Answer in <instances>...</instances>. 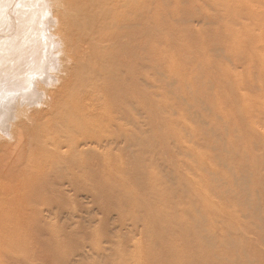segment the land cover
Wrapping results in <instances>:
<instances>
[{
  "label": "rangeland",
  "instance_id": "374dc122",
  "mask_svg": "<svg viewBox=\"0 0 264 264\" xmlns=\"http://www.w3.org/2000/svg\"><path fill=\"white\" fill-rule=\"evenodd\" d=\"M136 10L124 61L106 56L107 91L116 94L120 74L126 101L111 126L125 140L109 164L77 171L75 187L68 171L55 184L45 160L62 132L50 118L32 121L31 164L13 165L0 185L9 198L0 264H264V0H155ZM26 66L11 74L49 88L50 67L30 75Z\"/></svg>",
  "mask_w": 264,
  "mask_h": 264
},
{
  "label": "bare ground",
  "instance_id": "6f19581e",
  "mask_svg": "<svg viewBox=\"0 0 264 264\" xmlns=\"http://www.w3.org/2000/svg\"><path fill=\"white\" fill-rule=\"evenodd\" d=\"M154 4L155 0H0L1 186L12 181L13 165L22 172L31 164L24 162L27 153L24 154L25 135H29L31 126L36 127L32 121L40 123L45 118L54 120L53 127L62 132L58 139L50 142L45 160L49 169L57 173L51 182L55 183L68 171L69 186L75 187L79 177H76L77 171L87 173L98 165L109 164L106 155L125 140L124 133L121 130L118 133L119 128L111 124L120 127L125 115L120 74L114 77V86L117 84L118 88L116 94L111 96L107 91L113 85L106 56L110 55L113 62L122 64L127 45L126 30L139 26L142 17L140 12L132 13L131 9L151 8ZM103 13L106 14L101 15ZM4 22L9 23V32L2 27ZM21 55L27 57L24 59ZM22 60L29 64L30 75H36L42 67L45 70L50 67L51 89L46 82L29 76V72L24 76L12 75V70L18 72L15 65L23 63ZM9 69L11 71H7ZM1 71H5L4 77ZM113 99L118 102L115 109V102L110 105L112 107L107 106ZM110 126L117 129L114 133L118 134L111 136ZM28 139L26 149L35 148L37 142H28ZM96 155L102 157L101 162L93 160ZM36 168L37 171L41 169L40 166ZM6 199L9 198L0 193V202ZM5 221L9 223V220ZM5 221H0L2 230L7 226Z\"/></svg>",
  "mask_w": 264,
  "mask_h": 264
}]
</instances>
